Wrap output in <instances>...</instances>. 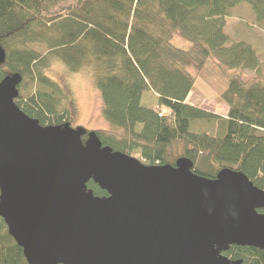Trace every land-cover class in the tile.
I'll return each instance as SVG.
<instances>
[{
	"label": "trees",
	"instance_id": "trees-1",
	"mask_svg": "<svg viewBox=\"0 0 264 264\" xmlns=\"http://www.w3.org/2000/svg\"><path fill=\"white\" fill-rule=\"evenodd\" d=\"M63 1L0 0L6 51L0 82L19 72L18 87L33 83L35 92L24 96L19 88L15 99L26 114L44 126L71 125L68 93L46 73L60 59L71 71L92 72L105 118L124 130L123 138L96 130L104 145L138 152L151 165L190 159L194 172L209 179L226 168L240 171L264 189L262 61L254 44L226 32L230 12L242 3L264 22V0H75L61 6ZM176 37L188 47L176 45ZM209 59L229 72H255L252 80L231 74L221 95L226 115L189 101L194 72ZM150 92L156 106L143 104ZM88 189L108 195L93 181ZM226 255L264 264V249L254 246L234 244ZM0 264H29L1 216Z\"/></svg>",
	"mask_w": 264,
	"mask_h": 264
},
{
	"label": "water",
	"instance_id": "water-1",
	"mask_svg": "<svg viewBox=\"0 0 264 264\" xmlns=\"http://www.w3.org/2000/svg\"><path fill=\"white\" fill-rule=\"evenodd\" d=\"M21 80L0 82V216L29 264H243L232 245L264 249V189L246 174L209 179L190 159L146 164L95 131L44 126L16 104Z\"/></svg>",
	"mask_w": 264,
	"mask_h": 264
},
{
	"label": "rangeland",
	"instance_id": "rangeland-1",
	"mask_svg": "<svg viewBox=\"0 0 264 264\" xmlns=\"http://www.w3.org/2000/svg\"><path fill=\"white\" fill-rule=\"evenodd\" d=\"M74 1L65 0L61 3V6ZM230 15L228 16L229 24L226 27V32L234 39L249 41L255 45L260 54L262 61L261 73L264 76V22L255 20V13L247 3L235 7ZM174 43L179 47H188V42L181 37H176ZM193 71L191 70L192 73ZM46 73L62 84L68 93L72 127H84L90 131L108 130L119 137H126L123 129L110 124L105 118L103 100L92 72L87 70L71 71L64 61L54 59L47 67ZM233 73H242L246 80H252V77H255V72L251 70L240 71L237 69L229 72L214 60H207L205 66L199 72H194V76L197 77L195 91L190 96L189 101L212 112L226 115L228 109L222 101L221 95L226 90L229 78ZM25 82L19 87L21 95L27 96L36 91L32 82L28 81L26 84ZM196 92H199L202 98H199ZM154 96L153 92L147 93L143 104L156 106L158 103ZM129 154L146 163L138 152L132 151Z\"/></svg>",
	"mask_w": 264,
	"mask_h": 264
},
{
	"label": "bare ground",
	"instance_id": "bare-ground-1",
	"mask_svg": "<svg viewBox=\"0 0 264 264\" xmlns=\"http://www.w3.org/2000/svg\"><path fill=\"white\" fill-rule=\"evenodd\" d=\"M17 74V73H16ZM18 74H20L22 76V79H23V75L21 73L18 72Z\"/></svg>",
	"mask_w": 264,
	"mask_h": 264
},
{
	"label": "crops",
	"instance_id": "crops-1",
	"mask_svg": "<svg viewBox=\"0 0 264 264\" xmlns=\"http://www.w3.org/2000/svg\"><path fill=\"white\" fill-rule=\"evenodd\" d=\"M143 100H144V96H143Z\"/></svg>",
	"mask_w": 264,
	"mask_h": 264
}]
</instances>
